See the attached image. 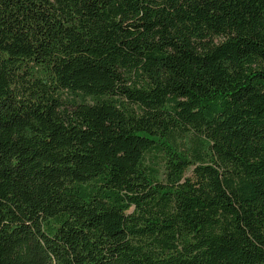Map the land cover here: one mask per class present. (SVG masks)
<instances>
[{
	"label": "trees",
	"instance_id": "1",
	"mask_svg": "<svg viewBox=\"0 0 264 264\" xmlns=\"http://www.w3.org/2000/svg\"><path fill=\"white\" fill-rule=\"evenodd\" d=\"M0 264H264V0H0Z\"/></svg>",
	"mask_w": 264,
	"mask_h": 264
}]
</instances>
